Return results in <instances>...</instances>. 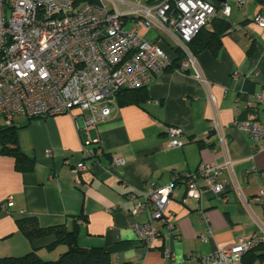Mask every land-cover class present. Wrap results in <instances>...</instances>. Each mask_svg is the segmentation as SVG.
<instances>
[{
    "label": "crops",
    "instance_id": "crops-1",
    "mask_svg": "<svg viewBox=\"0 0 264 264\" xmlns=\"http://www.w3.org/2000/svg\"><path fill=\"white\" fill-rule=\"evenodd\" d=\"M254 2L253 13L236 21L230 20L233 7H244L231 5V28L215 52L190 54L185 68L170 64L152 76L143 86L147 98L141 104L121 105L114 95L109 116L90 127L85 126L88 113L77 108L13 120L17 146L34 166L18 171L11 156L0 154V204L11 201L8 211L0 209V257L35 249L42 259L53 260L66 250L63 244L47 248L53 235L28 241L16 226L24 216H34L41 226L64 223L67 229L75 220L77 243L103 248L111 264H201L199 256L264 232V205L257 200L264 147L257 148L232 126L234 118H252L264 127V103L246 107L252 94L264 91V27L253 22L264 5L257 0L245 4ZM162 45L173 59L177 56L176 46L165 40ZM169 126L180 128L181 146H166ZM114 155L124 163L112 164ZM225 160L229 168L223 170L222 197L206 192L199 200L186 198L180 179L165 209L175 234L156 221L159 232L150 246L136 239L131 224L146 216L127 210L151 182L164 185L173 174ZM80 162L83 171L76 168ZM207 228L211 236L202 241ZM257 263L243 257L239 264Z\"/></svg>",
    "mask_w": 264,
    "mask_h": 264
},
{
    "label": "built area",
    "instance_id": "built-area-1",
    "mask_svg": "<svg viewBox=\"0 0 264 264\" xmlns=\"http://www.w3.org/2000/svg\"><path fill=\"white\" fill-rule=\"evenodd\" d=\"M246 0H0V123L11 125L18 116L41 118L69 113L77 108L88 113L90 127L112 111L116 91L146 86L152 76L166 69L173 57L159 34L147 36L154 26L173 39L183 51V69L191 60L185 43L212 18L228 20L231 5L242 8ZM253 22L264 27V12ZM129 27L126 28V24ZM264 103V91L251 95L247 108ZM236 130L264 147V127L252 118L232 120ZM168 148L181 146V130H165ZM46 153H50L46 150ZM120 156L112 164L121 165ZM77 170L86 166L78 163ZM229 161L200 166L193 173H176L164 185L151 182L130 215L144 212L143 222L133 221L136 239L150 246L158 235L154 223L161 222L169 234L176 227L165 217L174 184L183 179L185 197L199 200L209 192L223 196V170ZM257 200H264V169ZM74 180L79 181L78 174ZM224 199V198H223ZM9 198L0 204L8 211ZM201 236L206 241L211 232ZM264 242V232L241 238L235 244L199 256L201 264H239L245 252Z\"/></svg>",
    "mask_w": 264,
    "mask_h": 264
},
{
    "label": "trees",
    "instance_id": "trees-1",
    "mask_svg": "<svg viewBox=\"0 0 264 264\" xmlns=\"http://www.w3.org/2000/svg\"><path fill=\"white\" fill-rule=\"evenodd\" d=\"M76 1L94 2L95 0ZM257 2L260 6L264 5V0H257ZM230 28L231 24L228 20L222 17L212 18L185 43L187 51L191 55L203 50L215 52L220 47L222 35ZM174 51L177 56L171 62V66L179 65L184 58V53L179 47H174ZM114 95L121 105L141 104L147 98L143 87L136 89L123 88L116 91ZM15 129L16 127L12 124L4 125L0 123V154L11 156L16 170L21 172L30 171L33 169L34 160L19 150ZM262 204L264 205V200ZM73 222L72 228L67 229L64 223L41 226L34 216H24L16 219L17 229L28 241L53 235L54 240L47 248L53 249L56 245L63 244L66 246V250L60 253L56 259L45 260L36 253L35 249H32L20 256L0 257V264H111L109 255L103 248L98 246L83 247L77 243L78 226L75 224V220ZM257 250H264V242L258 243L245 252L242 259L247 257L251 263L258 260L257 264H263L264 253L255 254Z\"/></svg>",
    "mask_w": 264,
    "mask_h": 264
},
{
    "label": "rangeland",
    "instance_id": "rangeland-1",
    "mask_svg": "<svg viewBox=\"0 0 264 264\" xmlns=\"http://www.w3.org/2000/svg\"><path fill=\"white\" fill-rule=\"evenodd\" d=\"M243 7L244 8L242 11H239L235 7H233L232 14L230 16V20L236 21V19L240 18L241 17L240 15H242L243 13H245V14L248 13V15H251L254 11L253 8L254 7L256 8L257 4L254 2L251 4V6H249V4H245ZM128 27H129V24L127 23L126 28H128ZM146 34L150 38H152L153 35L159 34L160 37H162L166 41V43H168L170 46L178 47L173 39H171L168 35L162 33V31H159V29L156 28L155 26Z\"/></svg>",
    "mask_w": 264,
    "mask_h": 264
}]
</instances>
